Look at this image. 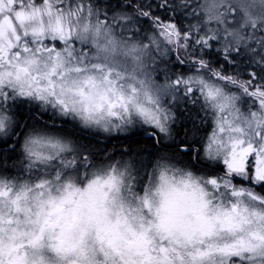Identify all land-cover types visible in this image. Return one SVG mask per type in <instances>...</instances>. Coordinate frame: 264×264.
Returning a JSON list of instances; mask_svg holds the SVG:
<instances>
[{"label": "clouds", "instance_id": "clouds-1", "mask_svg": "<svg viewBox=\"0 0 264 264\" xmlns=\"http://www.w3.org/2000/svg\"><path fill=\"white\" fill-rule=\"evenodd\" d=\"M231 2L248 9L250 32L264 34V0ZM90 4L99 12L90 14ZM16 11L30 18L20 22ZM101 17L103 0H12V4L4 0L0 9V115L6 120L0 141H11L14 155L10 163L0 164V242L23 244L21 251L32 253L25 234L37 231L45 221H57V206L69 177L83 190L92 181L103 183L115 176L116 186L103 189L108 195L102 216L123 235H128L129 228L137 233L151 228L148 235L157 247L161 239L152 225L161 204L202 195L211 235L198 236L190 244L181 240L177 247L184 264H189L187 253L197 248H221L250 239L251 232L264 234L260 218L264 203L249 196L264 198V186L233 175L224 164L232 138L241 136L233 129L243 126L227 110L221 113L200 99L194 107L188 106L190 111L180 113L182 124L189 129L195 124L198 129L191 157L169 153L167 159L159 160L156 153L125 151L129 141L117 117L126 121L129 113L135 116V104H147L141 82L159 75L160 61L151 53L139 55L130 48L147 43L141 35L118 28L109 34L104 23H97ZM57 27L64 32V40L54 30ZM65 46L72 50L71 56L64 52ZM21 101L25 110H35L31 121L22 119ZM241 107L249 110L248 105ZM137 131L143 132L140 123ZM84 136L95 138L100 147L86 145ZM114 138L117 142L111 143ZM213 180L215 185L210 183ZM52 197L55 202H50ZM59 232L60 228L50 229L44 236L47 262L74 264L75 256L60 259L48 247ZM88 245L97 249L96 264H120L119 257L106 259L99 253L95 233ZM207 264H264V255L241 260L216 253Z\"/></svg>", "mask_w": 264, "mask_h": 264}, {"label": "snow or ice", "instance_id": "snow-or-ice-1", "mask_svg": "<svg viewBox=\"0 0 264 264\" xmlns=\"http://www.w3.org/2000/svg\"><path fill=\"white\" fill-rule=\"evenodd\" d=\"M8 3L12 4V0ZM3 4L4 0H0V9ZM94 11L98 13L99 9L90 4V14ZM15 16L20 22L30 18L21 11H16ZM250 20L248 9L231 0H195V3L192 0H103V17L97 23H104L109 34L118 28L121 32L141 35L147 43L131 44L130 48L139 55L151 53L160 61L159 75L141 82L147 104H135V116L129 113L126 121L117 117L129 141L125 151L134 150L137 155L156 153L159 160L167 159L169 153H186L191 157L198 129L195 124L187 128L179 115L203 99L205 105L221 113L227 110L242 122L243 126L233 129L241 136L232 138L230 153L224 159L227 170L264 186V34L250 32ZM54 30L60 40L66 38L62 29ZM64 52L72 55L67 46ZM4 102L7 103V97ZM242 105H248L249 110L244 111ZM253 107L256 110H251ZM5 120L0 115V128ZM137 123L142 125L143 137L137 131ZM245 135L247 139L241 138ZM210 183L215 185L216 181ZM115 186L116 177L110 176L103 183L92 181L81 190L69 177L65 195L57 206L60 212L57 221H45L37 231L25 234L32 253L21 251L23 244L0 242V264H48L43 241L45 234L55 228H60V232L55 243L48 247L60 259L75 256L74 264H96L93 257L97 249L88 245L93 233L100 246L99 253L106 259L119 257L120 264H176V259L184 264V256L177 247L181 240L190 244L198 236L211 235L202 195L199 199L177 197L161 204L152 225L160 235L158 247L148 235L151 228L140 233L129 228L128 235L121 234L102 216L108 195L103 189ZM241 194L234 192L237 196ZM249 196L264 203V198L253 193ZM55 200L52 197L50 202ZM145 206L150 208L147 198ZM249 237L221 248L214 245L197 248L187 253L189 264H207L216 253L241 260L264 255V234L251 232Z\"/></svg>", "mask_w": 264, "mask_h": 264}, {"label": "trees", "instance_id": "trees-1", "mask_svg": "<svg viewBox=\"0 0 264 264\" xmlns=\"http://www.w3.org/2000/svg\"><path fill=\"white\" fill-rule=\"evenodd\" d=\"M20 109H21L22 119L27 118L29 121H31V119L33 118L34 112L25 110L24 105H22ZM36 115H38V113H36ZM83 139L86 145H89V146L94 145L96 147H100V145H97V142L95 138L93 137H85V138L83 137ZM144 139H147V138H144ZM115 142L117 141H111V143H115ZM10 143L11 141L9 142L0 141V164H3L4 161H8L9 163L11 162V158L13 157L14 152H13V149H10L9 147L6 146L7 144H10Z\"/></svg>", "mask_w": 264, "mask_h": 264}, {"label": "flooded vegetation", "instance_id": "flooded-vegetation-1", "mask_svg": "<svg viewBox=\"0 0 264 264\" xmlns=\"http://www.w3.org/2000/svg\"><path fill=\"white\" fill-rule=\"evenodd\" d=\"M140 135L143 136V132H140ZM144 138H147V137H144ZM10 144H12V142ZM97 145H99V144L97 143ZM9 148L12 149V146Z\"/></svg>", "mask_w": 264, "mask_h": 264}, {"label": "bare ground", "instance_id": "bare-ground-1", "mask_svg": "<svg viewBox=\"0 0 264 264\" xmlns=\"http://www.w3.org/2000/svg\"><path fill=\"white\" fill-rule=\"evenodd\" d=\"M32 112H35V110H33ZM6 146H7V147H11V144H7Z\"/></svg>", "mask_w": 264, "mask_h": 264}, {"label": "rangeland", "instance_id": "rangeland-1", "mask_svg": "<svg viewBox=\"0 0 264 264\" xmlns=\"http://www.w3.org/2000/svg\"><path fill=\"white\" fill-rule=\"evenodd\" d=\"M33 111V110H32ZM87 137V136H84V138ZM113 141H116V139L114 138Z\"/></svg>", "mask_w": 264, "mask_h": 264}]
</instances>
